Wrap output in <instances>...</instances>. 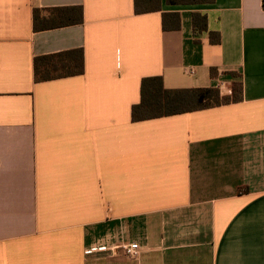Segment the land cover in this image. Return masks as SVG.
<instances>
[{
	"label": "crops",
	"instance_id": "crops-1",
	"mask_svg": "<svg viewBox=\"0 0 264 264\" xmlns=\"http://www.w3.org/2000/svg\"><path fill=\"white\" fill-rule=\"evenodd\" d=\"M69 6L83 23L34 30ZM159 6L0 0V264H264V0ZM73 49L83 74L35 80V57ZM148 76L241 99L133 122Z\"/></svg>",
	"mask_w": 264,
	"mask_h": 264
},
{
	"label": "trees",
	"instance_id": "trees-1",
	"mask_svg": "<svg viewBox=\"0 0 264 264\" xmlns=\"http://www.w3.org/2000/svg\"><path fill=\"white\" fill-rule=\"evenodd\" d=\"M160 0H134L135 14L160 10ZM214 0H167L169 4H205ZM83 23L81 6L54 7L39 9L33 12V28L44 31ZM192 25L195 31H207V17L200 13L192 14ZM162 26L165 30L179 29L178 13H164ZM212 44L220 43L219 32L210 31ZM214 69L211 74H214ZM84 73L83 49H73L34 58L35 80L46 81L57 78L81 75ZM141 99L131 108L133 122L178 115L187 112L220 106L241 99L242 89L235 85L231 96L221 94L218 87H196L186 89H167L161 76H148L141 80Z\"/></svg>",
	"mask_w": 264,
	"mask_h": 264
},
{
	"label": "built area",
	"instance_id": "built-area-1",
	"mask_svg": "<svg viewBox=\"0 0 264 264\" xmlns=\"http://www.w3.org/2000/svg\"><path fill=\"white\" fill-rule=\"evenodd\" d=\"M108 249L107 246L105 245H100L98 247H94L90 250H87V253H91L93 251H97V252H104ZM124 251H125V254L130 257V258H136L139 253H140V246L138 243H132V244H129V245H126L124 246Z\"/></svg>",
	"mask_w": 264,
	"mask_h": 264
}]
</instances>
